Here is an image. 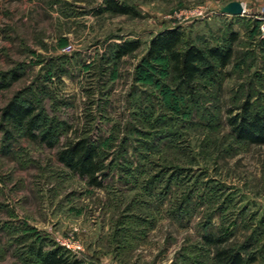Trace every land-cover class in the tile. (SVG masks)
I'll list each match as a JSON object with an SVG mask.
<instances>
[{
    "label": "rangeland",
    "instance_id": "1",
    "mask_svg": "<svg viewBox=\"0 0 264 264\" xmlns=\"http://www.w3.org/2000/svg\"><path fill=\"white\" fill-rule=\"evenodd\" d=\"M116 1L136 14L98 13L105 0H0V73L16 76L0 110L33 104L55 140H31L0 117V264H32L33 243L62 246L69 264H214L224 247L264 264V144L235 139L226 121L247 96L264 106L258 22L219 13L231 0ZM169 28L182 32L181 49H233L197 79L194 98L174 92L166 55H145ZM133 39L136 51L112 58ZM85 136L101 186L57 157Z\"/></svg>",
    "mask_w": 264,
    "mask_h": 264
},
{
    "label": "trees",
    "instance_id": "2",
    "mask_svg": "<svg viewBox=\"0 0 264 264\" xmlns=\"http://www.w3.org/2000/svg\"><path fill=\"white\" fill-rule=\"evenodd\" d=\"M109 11L115 14L135 15V10L116 0H105L104 8L98 13ZM234 39V38H233ZM182 32L177 28H169L156 34L149 42L146 50L147 58L166 55L170 61L173 78V90L184 96L194 98L197 95V79L211 74L216 66L224 68L229 64L233 49L231 46H209L205 50L194 45L179 48ZM140 47L139 40H124L117 43L112 50V58L120 59L131 54ZM212 61L217 64H212ZM0 73V91L8 87L13 75ZM227 124L235 139L252 144H264V106L255 107L247 96L240 105L239 112L228 111ZM3 122L17 126L31 140H39L48 147L54 146L53 133L48 124L49 118L42 115L33 104H22L16 100L9 101L1 110ZM51 121V120H50ZM1 129L4 127L1 126ZM8 134L7 130H4ZM58 160L75 172L79 177L87 179L91 186H101L98 179L102 171L101 159L97 145L89 136L79 137L57 152ZM211 245L222 244L221 238H205ZM32 264H69L65 248L55 243L48 247L45 243H35L27 247ZM214 264H246L247 261L241 250L234 248H218L214 255ZM78 263V262H77Z\"/></svg>",
    "mask_w": 264,
    "mask_h": 264
},
{
    "label": "built area",
    "instance_id": "3",
    "mask_svg": "<svg viewBox=\"0 0 264 264\" xmlns=\"http://www.w3.org/2000/svg\"><path fill=\"white\" fill-rule=\"evenodd\" d=\"M240 2V1H239ZM242 5V12L239 15L234 16H251L258 22V38H264V5L260 8H255L254 10H249L243 2H240ZM231 15V14H228ZM67 50H71L70 46H67Z\"/></svg>",
    "mask_w": 264,
    "mask_h": 264
},
{
    "label": "water",
    "instance_id": "4",
    "mask_svg": "<svg viewBox=\"0 0 264 264\" xmlns=\"http://www.w3.org/2000/svg\"><path fill=\"white\" fill-rule=\"evenodd\" d=\"M242 12V5L237 0H231L219 8V13L239 15Z\"/></svg>",
    "mask_w": 264,
    "mask_h": 264
}]
</instances>
